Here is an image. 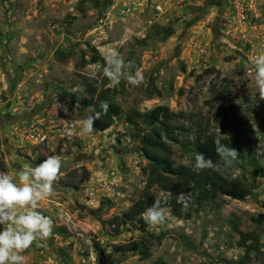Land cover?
I'll use <instances>...</instances> for the list:
<instances>
[{"label": "rangeland", "instance_id": "374dc122", "mask_svg": "<svg viewBox=\"0 0 264 264\" xmlns=\"http://www.w3.org/2000/svg\"><path fill=\"white\" fill-rule=\"evenodd\" d=\"M113 49L133 62L131 73H143L142 84H110L104 56ZM259 55L264 0H0V172L15 177L49 155L63 161L54 194L37 208L52 218V237L21 253L25 264H264L263 177L233 164L235 177L256 186L249 197L176 216L170 195L148 186L140 144L149 113L167 106L186 116L175 120L183 141L173 145L184 162L202 126L248 145L264 166V100L250 63ZM85 77L101 83L100 101L122 107L105 132L81 135ZM224 89L239 120L219 125L215 113L226 103L216 96ZM147 189L149 206L160 199L170 212L163 225H147L161 242L142 261L123 246L147 238L139 219L133 225L123 215Z\"/></svg>", "mask_w": 264, "mask_h": 264}, {"label": "trees", "instance_id": "16d2710c", "mask_svg": "<svg viewBox=\"0 0 264 264\" xmlns=\"http://www.w3.org/2000/svg\"><path fill=\"white\" fill-rule=\"evenodd\" d=\"M84 84L85 91L81 103L87 110L89 107H93L96 111H101V102H107L109 105L107 113L102 114L101 118L95 122L93 130L96 133L105 132L113 127L115 119L122 114V107L116 101H100L98 99V92L101 88V83L98 80L85 77ZM216 97L226 103L215 113V120L218 124L236 123L239 120V114L231 92L224 89L217 93ZM177 118L186 119V116L184 114L175 115L167 106H158L148 115L146 120L148 128L140 138L141 151L149 161L148 186L158 187L170 195V204L176 216L181 213L182 206L177 203V196L181 192L191 194L188 208L215 204L218 207H223L224 197L240 201L249 197L256 186L235 177L232 173V165L239 164V168L243 170L248 166L252 169L253 176L264 178V166L260 165L254 158L251 148L248 145H235L228 139H220L222 144L235 149L238 153L236 160L225 168L215 150L214 141L217 136L215 134L206 135L204 128L199 126V128H196L195 138L197 144L193 155L189 162H184L177 155L173 146L174 144L181 145L183 141L181 132H179L180 128L175 123ZM127 120L129 123L134 122V118L131 116ZM197 153L203 154L206 160L210 159L214 163L219 162L222 170L215 171L211 168L196 170L195 156ZM151 201V193L147 189L143 193V198L138 200L123 215V218L133 225H135L136 219H139L138 222L141 224L139 229L147 238V242L144 244L123 246L126 252H139L142 261L149 260L151 247L161 242V237L150 234L146 230L147 224L143 219H140L141 214L150 205ZM259 218H263V216ZM256 219L252 217L250 221L258 224ZM252 240L256 245L259 243L257 236H254Z\"/></svg>", "mask_w": 264, "mask_h": 264}, {"label": "clouds", "instance_id": "9594fccd", "mask_svg": "<svg viewBox=\"0 0 264 264\" xmlns=\"http://www.w3.org/2000/svg\"><path fill=\"white\" fill-rule=\"evenodd\" d=\"M104 59L106 66L103 73L112 86L118 85L122 78L132 86H139L144 82L143 73H131L129 70L133 62L126 63L115 49L107 52ZM250 63L255 71L256 92L259 93V98L264 100V55L250 57ZM108 108L107 102H101V111L89 107V114L80 121L81 135H91L95 122L102 114L107 113ZM214 144L217 155L227 168L236 160L237 151L222 144L219 137L215 139ZM195 161L196 170H222L219 162L206 160L201 153L196 154ZM62 167L63 161L59 156L49 155L35 166L22 165L16 171L15 177L8 172H0V264H25L26 258L21 253L33 244L43 245L52 237V218L37 211V208L40 201L54 194L53 185L61 179ZM177 203L181 204V211H186L189 207V194H178ZM169 212L170 209L163 207L161 200L156 199L141 217L149 227H156L166 222ZM93 264H96V258Z\"/></svg>", "mask_w": 264, "mask_h": 264}]
</instances>
